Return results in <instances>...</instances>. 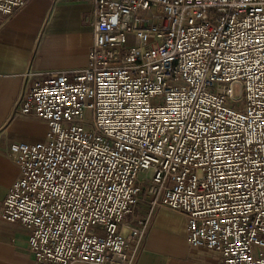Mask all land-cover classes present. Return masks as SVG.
<instances>
[{
	"label": "built area",
	"instance_id": "1",
	"mask_svg": "<svg viewBox=\"0 0 264 264\" xmlns=\"http://www.w3.org/2000/svg\"><path fill=\"white\" fill-rule=\"evenodd\" d=\"M28 1L0 0V24ZM86 1L87 65L30 66L15 102L49 123L11 144L21 175L0 204L33 264H137L161 207L218 264H264V0Z\"/></svg>",
	"mask_w": 264,
	"mask_h": 264
},
{
	"label": "crops",
	"instance_id": "2",
	"mask_svg": "<svg viewBox=\"0 0 264 264\" xmlns=\"http://www.w3.org/2000/svg\"><path fill=\"white\" fill-rule=\"evenodd\" d=\"M93 4L86 0H29L0 24V204L21 175L11 144L45 139L49 123L36 114L14 111L31 66L45 78L53 70H77L87 65L93 43ZM144 194V193H143ZM142 194V196H143ZM150 206L144 199L124 219L137 225ZM141 244L137 264H218L216 253L194 248L188 222L181 212L157 209ZM31 230L6 221L0 211V264H33L28 248Z\"/></svg>",
	"mask_w": 264,
	"mask_h": 264
},
{
	"label": "rangeland",
	"instance_id": "3",
	"mask_svg": "<svg viewBox=\"0 0 264 264\" xmlns=\"http://www.w3.org/2000/svg\"><path fill=\"white\" fill-rule=\"evenodd\" d=\"M240 91L239 85H236L235 87V93L238 94ZM87 116H90V112L87 113ZM142 177H146L145 182H144V186H147L149 184V182L151 181V171L149 169L144 170L141 174Z\"/></svg>",
	"mask_w": 264,
	"mask_h": 264
}]
</instances>
